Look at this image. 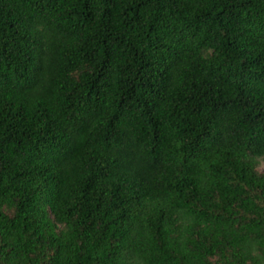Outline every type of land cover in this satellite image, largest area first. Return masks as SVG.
<instances>
[{
  "label": "trees",
  "instance_id": "1",
  "mask_svg": "<svg viewBox=\"0 0 264 264\" xmlns=\"http://www.w3.org/2000/svg\"><path fill=\"white\" fill-rule=\"evenodd\" d=\"M0 264H264V0H0Z\"/></svg>",
  "mask_w": 264,
  "mask_h": 264
}]
</instances>
